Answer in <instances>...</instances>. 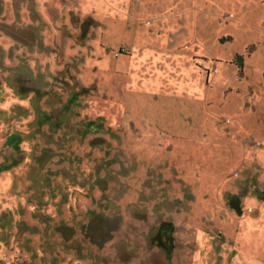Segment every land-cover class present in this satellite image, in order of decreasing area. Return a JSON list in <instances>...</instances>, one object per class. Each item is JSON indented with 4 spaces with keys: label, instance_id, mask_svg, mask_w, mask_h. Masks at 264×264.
Masks as SVG:
<instances>
[{
    "label": "rangeland",
    "instance_id": "374dc122",
    "mask_svg": "<svg viewBox=\"0 0 264 264\" xmlns=\"http://www.w3.org/2000/svg\"><path fill=\"white\" fill-rule=\"evenodd\" d=\"M0 264H264V0H0Z\"/></svg>",
    "mask_w": 264,
    "mask_h": 264
},
{
    "label": "trees",
    "instance_id": "16d2710c",
    "mask_svg": "<svg viewBox=\"0 0 264 264\" xmlns=\"http://www.w3.org/2000/svg\"><path fill=\"white\" fill-rule=\"evenodd\" d=\"M235 201H236V200H232L231 203L236 207L238 204H237V201H236V204H235ZM161 231H163V230L161 229ZM159 233H160V232H159Z\"/></svg>",
    "mask_w": 264,
    "mask_h": 264
}]
</instances>
